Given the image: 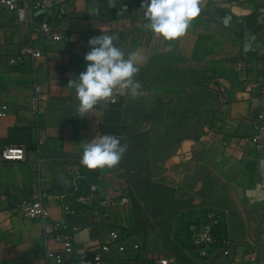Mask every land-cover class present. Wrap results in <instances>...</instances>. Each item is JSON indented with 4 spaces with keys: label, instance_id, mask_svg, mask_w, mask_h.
<instances>
[{
    "label": "crops",
    "instance_id": "crops-1",
    "mask_svg": "<svg viewBox=\"0 0 264 264\" xmlns=\"http://www.w3.org/2000/svg\"><path fill=\"white\" fill-rule=\"evenodd\" d=\"M199 7L182 37L166 41L151 32L148 49L156 56H175L178 41L192 40L201 31L215 34L218 56L232 58L223 60L219 69L224 91L221 117L200 145L225 166L233 184L222 218L233 246L222 264H264V154L243 142L252 131L254 115L264 110V0H199ZM46 17L63 31L64 39L43 38L34 30L40 18L29 25L18 23L15 13L0 4V264H45L48 250L62 248L60 239L45 240L41 219L25 218L15 207L43 191L51 218L67 223L60 199L67 180L55 175L51 162L39 164V159L82 155V142L101 134L102 106L79 116L75 88L69 82L86 68L89 38L103 32L123 39L133 24L144 20L141 0H54ZM27 46L42 56L25 53ZM8 147L25 148V158L4 159L2 151ZM98 185V217L84 227L59 232L74 242L78 256L110 241L116 230L128 250L141 245L144 255L138 264H158L160 257L198 264L187 242L158 228L138 227L131 186L117 166L101 169ZM129 261L128 254L117 253L108 264Z\"/></svg>",
    "mask_w": 264,
    "mask_h": 264
},
{
    "label": "rangeland",
    "instance_id": "rangeland-1",
    "mask_svg": "<svg viewBox=\"0 0 264 264\" xmlns=\"http://www.w3.org/2000/svg\"><path fill=\"white\" fill-rule=\"evenodd\" d=\"M144 23L133 24L127 37L114 40L126 56L136 51L142 57L134 77L141 84L138 94L118 90L114 98L97 105L121 102L125 123L146 131L145 157L123 170L128 178L149 167L138 177L135 213L143 226H158L182 243L188 237L187 223L203 222L211 212L223 218L231 197L227 169L201 148L200 139L221 117L224 91L219 69L223 60L232 58L218 56L215 34L201 31L192 40L178 41L175 56H156L148 49L152 33ZM178 137L185 138L177 141ZM186 139L190 140L183 143Z\"/></svg>",
    "mask_w": 264,
    "mask_h": 264
},
{
    "label": "built area",
    "instance_id": "built-area-1",
    "mask_svg": "<svg viewBox=\"0 0 264 264\" xmlns=\"http://www.w3.org/2000/svg\"><path fill=\"white\" fill-rule=\"evenodd\" d=\"M7 9L14 12L18 23L29 25L35 23L33 18H40L35 24V29L42 37L56 41L64 39L63 31L46 17L47 11L54 6V0H0ZM24 52L32 57H41V51L32 46L24 48ZM12 62H15L13 59ZM242 65L238 64V69ZM243 142L253 145L260 153L264 154V110L261 109L254 115L252 131L243 137ZM6 160H23L25 148L8 147L2 151ZM81 155L58 154L50 157H41L39 164L51 162L55 167V175L62 176L67 180V186L60 193L62 209L69 214L74 212L73 201L81 203L84 207V215L90 220L98 217L96 211L101 206L100 188L98 183L92 184L90 190L82 189L80 194L74 195L79 185L86 179L87 174L93 170L87 169L80 164ZM120 169V168H119ZM123 173V170L120 169ZM18 214L29 219H41L43 221V235L45 240L50 238L60 239L62 248L48 250L45 255V264H108L110 256L117 253H126L130 257V264H138L142 255V247L135 244L132 250H128L120 240L122 234L112 231L111 240L92 246L86 250L83 256H78L74 242L68 237H60L59 232L67 228L66 223L53 220L48 206L47 194L40 191L33 198L21 199L16 207ZM222 217L211 212L203 222L192 221L187 225L190 251L195 255L198 264H222V260L228 257L232 251L233 241L225 233L220 238L213 234V228ZM158 264H178L170 257H160Z\"/></svg>",
    "mask_w": 264,
    "mask_h": 264
},
{
    "label": "clouds",
    "instance_id": "clouds-1",
    "mask_svg": "<svg viewBox=\"0 0 264 264\" xmlns=\"http://www.w3.org/2000/svg\"><path fill=\"white\" fill-rule=\"evenodd\" d=\"M141 9L143 27L166 41L182 37L200 13L199 0H141ZM88 46L85 70L69 82L75 88L77 114L81 117L99 102L114 98L118 90H128L135 96L141 88L134 78L142 62L138 52H129L126 56L114 44V37L103 32L89 38ZM126 151L127 145L122 144L118 136L96 135L82 142L80 164L91 170L110 169L119 164Z\"/></svg>",
    "mask_w": 264,
    "mask_h": 264
},
{
    "label": "trees",
    "instance_id": "trees-1",
    "mask_svg": "<svg viewBox=\"0 0 264 264\" xmlns=\"http://www.w3.org/2000/svg\"><path fill=\"white\" fill-rule=\"evenodd\" d=\"M103 110V121L100 127L101 134H114L118 136L121 140L122 144L127 145V151L125 152L124 158L119 162L117 165L118 168L124 170L127 166H130L134 161H137L140 157V160H143L144 151L147 150V137L144 136L147 134L145 132H139L136 129H134L131 125H128L124 121V114L122 110V104L121 102L117 103H111L107 102L105 107L102 106ZM185 138V137H184ZM184 138L178 137L177 141H182ZM197 138V137H195ZM135 168H138L140 165H134ZM144 168V169H143ZM141 168V171L146 170L149 172V167H143ZM100 170L101 169H94L93 171L89 172L87 174L86 179L83 180V182L79 185L78 189L74 192V195L77 196L80 194L82 189H85L86 191L90 190V186L92 184L98 183L99 176H100ZM133 170V169H131ZM140 172L134 173L131 177H128V182L131 186V198L133 201L134 209L136 210L138 208V201L135 196V193L139 190L140 186H138V177L140 176ZM73 206L75 208L74 212L68 214V221L66 223L67 228H76V227H84L88 225L93 220H90L88 216L84 215V210L82 207H84L81 203L73 201ZM96 211L98 213H101V206H98ZM136 218L138 227H144L145 229L150 227H145L141 224V221L139 219L138 213L136 211ZM192 222V221H191ZM196 222V221H195ZM190 223V222H189ZM188 225V223H187ZM186 225V229H187ZM151 226V228H153ZM66 228V229H67ZM154 228L160 229L162 232V229L158 226H155ZM225 225L222 221H220L217 225L213 228V234L216 235L218 238H220L223 234H225ZM64 236L67 235V230L63 232ZM187 234V239L182 240L183 243L187 242V245H191L189 242V235Z\"/></svg>",
    "mask_w": 264,
    "mask_h": 264
}]
</instances>
